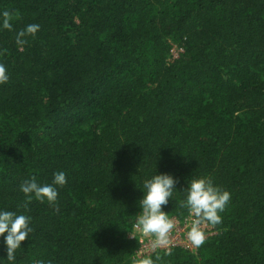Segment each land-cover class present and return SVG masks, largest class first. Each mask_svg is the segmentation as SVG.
I'll list each match as a JSON object with an SVG mask.
<instances>
[{
	"label": "trees",
	"instance_id": "obj_1",
	"mask_svg": "<svg viewBox=\"0 0 264 264\" xmlns=\"http://www.w3.org/2000/svg\"><path fill=\"white\" fill-rule=\"evenodd\" d=\"M3 11L0 209L32 228L15 264H129L157 171L178 180L165 211L181 222L191 176L231 198L202 246L156 249L155 264H264V0H0ZM29 24L40 27L21 50ZM56 172L57 200L28 203L20 185ZM0 257L9 264L2 237Z\"/></svg>",
	"mask_w": 264,
	"mask_h": 264
},
{
	"label": "clouds",
	"instance_id": "obj_2",
	"mask_svg": "<svg viewBox=\"0 0 264 264\" xmlns=\"http://www.w3.org/2000/svg\"><path fill=\"white\" fill-rule=\"evenodd\" d=\"M12 14L9 11L0 12V28L11 30ZM38 24H29L16 33L15 42L21 50L28 43L27 37L35 36L39 30ZM9 79L6 68L0 64V84ZM66 176L63 172H56L52 184H40L35 177L24 181L20 190L25 194L27 202L33 198L37 201L53 204L58 197L57 185H64ZM178 180L169 173L158 172L142 184V197L138 201L141 211L136 217L135 229L141 237H148L150 249L148 252H137L130 258L129 264H155L150 254L156 249L164 248L171 255L173 243L171 233L175 228V218L170 217L165 211V206L172 199L177 189ZM184 198L180 202L182 208L188 211L186 218V239L191 246L199 248L206 240L205 226L217 225L222 222V213L230 201L231 194L222 189L211 177L191 176L187 179V187L183 190ZM26 207V205H25ZM31 217L17 214L13 211L0 209V237L6 247L9 264H15L16 251L21 248V243L32 232L30 227ZM158 259V257H157ZM0 257V264H4ZM36 264H43L37 261Z\"/></svg>",
	"mask_w": 264,
	"mask_h": 264
},
{
	"label": "built area",
	"instance_id": "obj_3",
	"mask_svg": "<svg viewBox=\"0 0 264 264\" xmlns=\"http://www.w3.org/2000/svg\"><path fill=\"white\" fill-rule=\"evenodd\" d=\"M174 218H175V228L171 233L173 243L170 247L172 248L173 246H184V247H186L192 251H196L197 248L191 246L190 242H188L186 239V234H187V230H188L186 227V224H185L186 219L184 220V222H181V219H178L177 217H174ZM210 227L211 226L208 224L205 226L204 230H206V228H210ZM205 233H206V237H207L210 232L207 233L205 231ZM134 234H137L140 237V242L142 244V248L139 250V252H148L150 249L149 238L148 237H141L140 233L136 229H135V232L132 234V236H134ZM161 249H164V248H161Z\"/></svg>",
	"mask_w": 264,
	"mask_h": 264
}]
</instances>
